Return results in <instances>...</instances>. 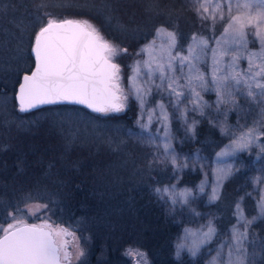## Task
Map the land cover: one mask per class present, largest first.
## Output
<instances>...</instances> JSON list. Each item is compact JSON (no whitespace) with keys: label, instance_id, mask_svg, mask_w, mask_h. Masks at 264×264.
Returning a JSON list of instances; mask_svg holds the SVG:
<instances>
[{"label":"rangeland","instance_id":"374dc122","mask_svg":"<svg viewBox=\"0 0 264 264\" xmlns=\"http://www.w3.org/2000/svg\"><path fill=\"white\" fill-rule=\"evenodd\" d=\"M72 1L102 2L39 0L55 5ZM183 2L198 17L199 29L182 44L173 28L156 27L135 53L125 79L119 71L120 110L80 108L65 112L62 121L60 115L54 118L70 136L67 143L121 149L131 141L148 149L150 162L172 167L175 179L152 191L181 225L174 242L178 264H258L264 257V235L258 228L264 219V0ZM78 19L99 30L92 20ZM110 44L108 54L115 60L119 48ZM26 52L20 46L0 65V80L8 70L21 69L19 59ZM14 97L0 94V111L8 112L12 103L19 111ZM130 99L138 105L133 125L109 117L124 111ZM204 120L219 129L222 145L198 138ZM191 171L200 172L199 180L181 185L178 178ZM230 181L235 185L232 200L224 197ZM48 202L32 196L1 204L0 236L20 224L48 222L68 264H85L90 247L74 224L52 214ZM145 254L136 246L125 250L133 264H148Z\"/></svg>","mask_w":264,"mask_h":264},{"label":"trees","instance_id":"16d2710c","mask_svg":"<svg viewBox=\"0 0 264 264\" xmlns=\"http://www.w3.org/2000/svg\"><path fill=\"white\" fill-rule=\"evenodd\" d=\"M101 1L55 5L39 0H0V65L18 47L27 51L19 59L23 61L19 71L6 70L0 94L15 95L22 75L33 68L35 37L50 17L92 20L118 46L115 60L124 79L135 53L155 34L157 26L173 28L182 44L199 29L198 17L183 0ZM137 106L136 100L130 99L124 111L109 117L131 126L138 115ZM80 108L88 110L76 104H52L24 112L12 103L8 112L0 111V205L32 196L49 201L52 214L66 225L74 224L90 247L85 264H133L125 255L130 246L145 250L148 264H178L174 242L181 225L152 191L154 185L175 179L172 167L150 162L148 149L131 141L121 149L67 143L69 135L58 128L59 119L54 117L60 115L62 121L65 112ZM41 111L50 113L31 119ZM197 136L202 141L214 139L217 147L224 142L219 129L205 120ZM200 175L191 171L178 181L195 184ZM234 186L233 181L224 186L226 199H231ZM258 228L264 235V219ZM258 264H264V257Z\"/></svg>","mask_w":264,"mask_h":264},{"label":"water","instance_id":"95a60500","mask_svg":"<svg viewBox=\"0 0 264 264\" xmlns=\"http://www.w3.org/2000/svg\"><path fill=\"white\" fill-rule=\"evenodd\" d=\"M110 48V41L86 20L46 23L33 44L34 66L22 75L15 93L20 109L76 104L93 112L120 110V66L109 56ZM68 263L47 225L24 223L0 236V264Z\"/></svg>","mask_w":264,"mask_h":264},{"label":"flooded vegetation","instance_id":"af4514ba","mask_svg":"<svg viewBox=\"0 0 264 264\" xmlns=\"http://www.w3.org/2000/svg\"><path fill=\"white\" fill-rule=\"evenodd\" d=\"M35 224H38V223H35ZM45 226L47 225V226H49L51 229H52V231H53V233H54V235H55V237H56V241L58 242V244H59V249H60V252H61V255H62V258L63 259H67L64 255H63V253H62V247H61V244H60V241L58 240V237H57V235H56V232H55V230L49 225V224H44ZM18 226V225H17ZM10 230V229H9ZM8 231V230H7ZM6 231V232H7ZM3 235V234H2ZM68 260V259H67Z\"/></svg>","mask_w":264,"mask_h":264}]
</instances>
